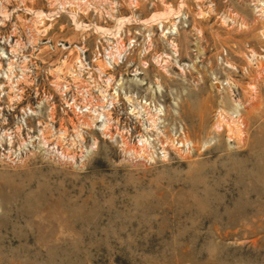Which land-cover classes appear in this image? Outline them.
I'll use <instances>...</instances> for the list:
<instances>
[{"label":"rangeland","instance_id":"374dc122","mask_svg":"<svg viewBox=\"0 0 264 264\" xmlns=\"http://www.w3.org/2000/svg\"><path fill=\"white\" fill-rule=\"evenodd\" d=\"M0 264H264V0H0Z\"/></svg>","mask_w":264,"mask_h":264},{"label":"bare ground","instance_id":"6f19581e","mask_svg":"<svg viewBox=\"0 0 264 264\" xmlns=\"http://www.w3.org/2000/svg\"><path fill=\"white\" fill-rule=\"evenodd\" d=\"M263 4V3H262Z\"/></svg>","mask_w":264,"mask_h":264}]
</instances>
